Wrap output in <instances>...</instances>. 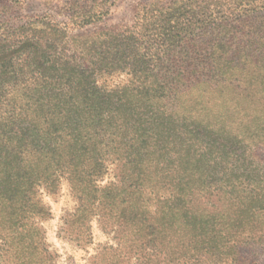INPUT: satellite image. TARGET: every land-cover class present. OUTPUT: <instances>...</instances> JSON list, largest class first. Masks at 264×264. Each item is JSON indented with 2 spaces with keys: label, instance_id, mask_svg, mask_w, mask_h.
<instances>
[{
  "label": "trees",
  "instance_id": "trees-1",
  "mask_svg": "<svg viewBox=\"0 0 264 264\" xmlns=\"http://www.w3.org/2000/svg\"><path fill=\"white\" fill-rule=\"evenodd\" d=\"M115 1L0 24V264H54L42 196L64 183L62 232L87 246L97 219L102 264H244L264 246V2L151 0L82 31Z\"/></svg>",
  "mask_w": 264,
  "mask_h": 264
},
{
  "label": "rangeland",
  "instance_id": "rangeland-1",
  "mask_svg": "<svg viewBox=\"0 0 264 264\" xmlns=\"http://www.w3.org/2000/svg\"><path fill=\"white\" fill-rule=\"evenodd\" d=\"M151 0H116L110 10V14L100 23L89 26L82 31L94 32L99 29H110L129 25L133 16L134 9L139 4H147ZM72 0H22L16 4L12 0H0V24L6 28L23 24L27 19L40 17L42 15H51L57 21H65L62 16L56 17V13L62 10V6L70 4ZM264 2V0H259ZM83 3V0H81ZM4 4L6 10L1 11ZM71 5V4H70ZM67 8H69V6ZM82 5V4H81ZM88 2L87 9L96 10L95 6ZM84 7V6H80ZM129 76L125 73H115L112 75H98L97 84L104 89L119 88L127 84ZM256 155L264 159V148H258ZM114 167H110L106 177L100 185H105L113 181ZM43 202L50 210V217L42 223L45 232V240L49 250L55 254L54 264H102L97 260L96 255L107 246H114L111 235L103 234L97 219H93L89 226L91 243L83 246V243L75 239H69L67 234L64 235L63 221L66 213L72 212L76 206L69 187L62 184L59 193L55 196H48L43 193ZM81 243V244H79ZM241 256L245 257L244 264H264V246H251L243 248Z\"/></svg>",
  "mask_w": 264,
  "mask_h": 264
}]
</instances>
